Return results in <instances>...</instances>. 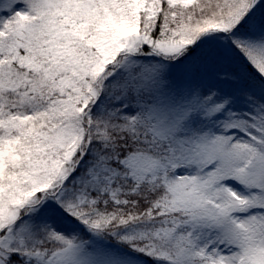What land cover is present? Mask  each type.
Segmentation results:
<instances>
[{
	"label": "snow or ice",
	"instance_id": "1",
	"mask_svg": "<svg viewBox=\"0 0 264 264\" xmlns=\"http://www.w3.org/2000/svg\"><path fill=\"white\" fill-rule=\"evenodd\" d=\"M0 264H264V0H0Z\"/></svg>",
	"mask_w": 264,
	"mask_h": 264
}]
</instances>
